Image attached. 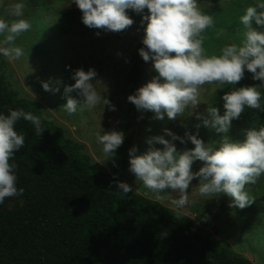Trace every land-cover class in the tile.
Here are the masks:
<instances>
[{
    "label": "clouds",
    "instance_id": "9594fccd",
    "mask_svg": "<svg viewBox=\"0 0 264 264\" xmlns=\"http://www.w3.org/2000/svg\"><path fill=\"white\" fill-rule=\"evenodd\" d=\"M72 3L81 11L84 25L104 32L118 33L132 26L134 20L127 10L142 15L144 47L139 49V55L145 62H152L156 75L127 99L137 110L153 112L156 119L163 120L166 113L169 120H175L183 117L189 107L192 115L200 104L205 85L235 86L245 78V71L252 73L253 80L261 82L226 92L222 97L223 115L212 105L208 106L206 114L196 113V119L204 126L224 134L218 147L205 143L198 138V133L186 132L185 137H180L165 128L164 132L171 139L151 137L147 140L150 147L139 155L136 146L129 150V171L136 181L153 193L157 201L166 198L163 193H178V198L168 197L177 210L190 204L188 190L196 178H199L200 196L214 197L223 193L231 198L232 208L243 210L252 205L255 197L246 186L257 183L264 176V126L246 129L242 141H233L227 134L232 120L239 119L245 108L264 111V94L260 90L264 88V31L257 30L264 28V0L247 6L239 17L243 26L240 43L225 44L219 54L211 55L204 47L205 33L215 27V20L201 9L197 0H72ZM25 6L20 0L12 4L9 11L21 17ZM31 27L26 19L11 23L0 19V35L4 36L0 41V55L9 62L21 59L24 50L15 45V40ZM224 35V30L216 32L217 39ZM97 75L94 68L87 71L79 68L73 72L75 83L64 88L67 98L62 106L64 111L71 115L99 105H103V110L107 105L110 111H115L111 101L97 91L93 83L100 81ZM42 86L45 91H59L51 89L47 82ZM72 92H76L79 99L69 95ZM20 119L34 125L39 137L45 129L40 116L22 108L10 109L7 115L0 114V204L6 198L24 195V189L17 188L18 165L14 162L15 153L25 145V136L15 128ZM200 126L197 124L196 128ZM96 139L102 145V152L114 163L115 152L124 142V133L117 130L97 133ZM177 140L182 144L190 140L194 148L177 150L173 143ZM154 144L163 145V148H156ZM197 160L204 164L199 171L193 172L192 165ZM117 189L116 192L123 195L133 191L126 182H117ZM179 216L177 211L175 217Z\"/></svg>",
    "mask_w": 264,
    "mask_h": 264
},
{
    "label": "trees",
    "instance_id": "16d2710c",
    "mask_svg": "<svg viewBox=\"0 0 264 264\" xmlns=\"http://www.w3.org/2000/svg\"><path fill=\"white\" fill-rule=\"evenodd\" d=\"M142 47L140 41L131 55L129 95L135 94L143 77ZM6 73L7 63L0 55V114L22 108L40 116L45 129L39 137L30 122L20 119L15 125L25 136V145L14 158L24 202L13 211L0 210V264H253L219 244L192 218L180 211L176 218L177 209L135 190L124 179L130 167L129 155L122 152L129 144L125 136L118 148L123 154L119 165L112 173L104 171L93 164L83 143L42 116L39 102L20 97ZM260 83L245 71L238 84L218 91L212 105L219 109L223 95L234 87ZM136 112L128 101L127 114L135 117ZM219 114L224 111L219 109ZM246 121L253 122V128L264 126V111L245 108L231 124ZM117 182H126L133 191L118 194ZM259 205L256 201L252 206Z\"/></svg>",
    "mask_w": 264,
    "mask_h": 264
},
{
    "label": "rangeland",
    "instance_id": "374dc122",
    "mask_svg": "<svg viewBox=\"0 0 264 264\" xmlns=\"http://www.w3.org/2000/svg\"><path fill=\"white\" fill-rule=\"evenodd\" d=\"M17 2L20 0H0V19L9 23L16 19H26L32 27L15 40V45L24 50L21 59L9 62L2 55L7 63L6 79L12 83L20 97L40 103L45 119L62 126L67 137L83 143L85 151L92 157L93 164L112 173L120 163L122 152L129 155V150L136 146V154L139 155L150 147L147 143L149 138L164 136L165 139H171L164 132L165 128L180 137H185L186 132L192 135L198 133V138L205 143L219 146L224 134L207 128L196 119V113L206 114V109L212 105V99L221 89L215 85L203 86L200 104L193 110L192 115L191 107L183 117L175 120H169L166 113L163 120L156 119L151 111L137 110L135 117L127 114L129 91L126 79L131 67V55L144 36L141 14L127 10L134 24L125 31L114 33L84 25L82 13L72 0H23L26 6L21 17H16L9 11L10 6ZM197 2L201 9L212 15L215 20V27L205 33L204 47L211 55L219 54L220 48L225 44L240 43L243 38V26L239 17L244 14L247 6L255 5L258 0ZM220 30H224L225 35L217 39L216 32ZM97 31L100 32L99 36L96 35ZM3 39L4 36L0 35V41ZM79 68L85 71L89 68L96 70L97 79L100 81L93 83L97 91L115 106V111H110L107 105L104 110L103 105H99L90 111L78 110L71 115L64 111L62 106L67 102L64 88L75 83L72 75ZM154 75L156 73L152 62H146L139 87ZM44 82H47L51 89L58 88L59 91H45L42 86ZM69 95L79 99L76 92ZM219 109L225 111L223 105H220ZM197 124L201 125L198 129ZM253 126L251 121L240 125L231 124L227 135L233 141H242L244 131ZM112 130L122 131L125 140L129 142L123 145L122 152L116 150L114 163L113 160H108L110 157L102 152V145L96 139L97 133L103 134ZM173 143L177 150L194 148L190 140L184 144L179 140ZM153 146L163 148L160 144ZM203 164L202 161H195L192 165L193 172L199 171ZM124 179L145 197L156 200L153 193L145 189L141 182L136 181L135 175L129 169L125 172ZM198 185L199 178L191 182L188 190L190 204L178 211L212 234L219 244L247 256L253 264H264V176L257 183L246 186V190L255 197V202L260 201V205L253 208L254 202L243 210L230 207L231 198L223 193L214 197L200 196ZM162 195L166 198L158 202L174 208L168 197L178 198V193L166 192ZM23 202L21 196L6 198L5 202L0 204V210L13 211L22 206Z\"/></svg>",
    "mask_w": 264,
    "mask_h": 264
}]
</instances>
